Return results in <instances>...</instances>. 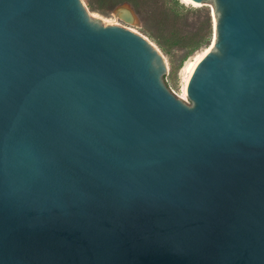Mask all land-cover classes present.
<instances>
[{
  "label": "water",
  "instance_id": "obj_1",
  "mask_svg": "<svg viewBox=\"0 0 264 264\" xmlns=\"http://www.w3.org/2000/svg\"><path fill=\"white\" fill-rule=\"evenodd\" d=\"M189 1L185 102L82 0H0V264H264V0Z\"/></svg>",
  "mask_w": 264,
  "mask_h": 264
},
{
  "label": "rangeland",
  "instance_id": "obj_2",
  "mask_svg": "<svg viewBox=\"0 0 264 264\" xmlns=\"http://www.w3.org/2000/svg\"><path fill=\"white\" fill-rule=\"evenodd\" d=\"M82 1L91 16L130 28L152 42L164 56L167 65L164 79L168 87L188 102L183 94L184 68L188 61L211 46L214 29L210 4L185 0H159L156 4L147 1L141 3L139 11L126 4L135 14L131 22H126L119 16L117 7L97 8L96 0ZM205 39H208L206 44ZM197 43L200 46L192 51Z\"/></svg>",
  "mask_w": 264,
  "mask_h": 264
},
{
  "label": "trees",
  "instance_id": "obj_3",
  "mask_svg": "<svg viewBox=\"0 0 264 264\" xmlns=\"http://www.w3.org/2000/svg\"><path fill=\"white\" fill-rule=\"evenodd\" d=\"M147 1L150 2H154L155 4L159 1V0H96L97 2V8H109V9H113L116 8L118 6L124 5V4H129L133 10L135 11H139V9L141 8V3H146ZM208 39H205L204 44L207 43ZM200 46V43H197L196 45H194V47L192 48V51L197 49Z\"/></svg>",
  "mask_w": 264,
  "mask_h": 264
},
{
  "label": "bare ground",
  "instance_id": "obj_4",
  "mask_svg": "<svg viewBox=\"0 0 264 264\" xmlns=\"http://www.w3.org/2000/svg\"><path fill=\"white\" fill-rule=\"evenodd\" d=\"M185 1H189V0H185ZM205 51H203L202 53H199L198 55H196L192 60L188 61V63L186 64V66L184 68V72H185V82H184V86H183V91H184V87H185V84H186L188 75H189V73H190V71H191L194 63L204 54Z\"/></svg>",
  "mask_w": 264,
  "mask_h": 264
}]
</instances>
